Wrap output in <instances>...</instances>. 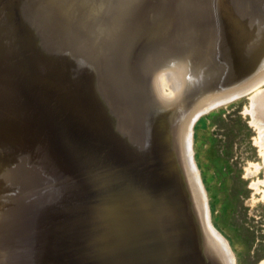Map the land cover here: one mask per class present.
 Returning a JSON list of instances; mask_svg holds the SVG:
<instances>
[{
	"label": "bare ground",
	"instance_id": "1",
	"mask_svg": "<svg viewBox=\"0 0 264 264\" xmlns=\"http://www.w3.org/2000/svg\"><path fill=\"white\" fill-rule=\"evenodd\" d=\"M130 2L115 0L103 16L101 42L111 29L121 24ZM131 23L126 27L131 28ZM133 41L126 42L127 52L120 58L123 65H115L113 75L110 64L104 68L105 76L111 79L109 94L118 109L120 105L127 106L126 119L132 127L130 136L124 140L112 135L120 157H131L121 168V186L115 192L119 213L129 219L127 232L133 239L137 237L142 214L146 233L152 241V245H143L147 264H235L225 240L209 222L205 191L191 156L192 118L189 115L187 119V115L197 101L199 104L201 100L214 98L215 104L207 102L215 106L241 91L248 89L246 92H249L261 85L264 71L258 72L264 67V0H169L165 16L150 21L135 36L134 44ZM223 53L225 59H222ZM102 55L100 51L101 58ZM95 56L99 61V56ZM232 57L239 63H232L223 75L219 67L224 62L229 65ZM185 58H190L194 66L190 86L178 103L161 107L152 87H155L154 78L161 69ZM95 63L94 57L89 75H84L93 88L92 99H95L92 82ZM120 70L128 85L120 79ZM174 70L175 66L172 73ZM178 71L165 74L170 86L183 82L178 78ZM256 73L259 76L255 81L246 86L241 84L246 80L248 83ZM239 84L244 87L235 91L233 87ZM229 90H233L230 97H225ZM118 98H121L119 104ZM249 98L245 112L250 114L257 129L256 142L264 168V89H255ZM96 107L105 120L112 114V109L100 103ZM200 111L204 110L200 108ZM67 154L65 158L24 171L19 191L27 205V216L19 237L2 250L0 264L114 262L116 238L106 229L108 234L98 228V220L89 214L85 188L68 166L69 159L77 164L81 159ZM253 168L256 171L254 164ZM259 182L252 184L253 187ZM261 196L264 197V192ZM207 232L220 247L223 258L212 250L206 239Z\"/></svg>",
	"mask_w": 264,
	"mask_h": 264
},
{
	"label": "rangeland",
	"instance_id": "2",
	"mask_svg": "<svg viewBox=\"0 0 264 264\" xmlns=\"http://www.w3.org/2000/svg\"><path fill=\"white\" fill-rule=\"evenodd\" d=\"M168 4L169 0H131L121 24L117 28L111 29L105 36L106 40L101 42L102 58L99 57L98 61L94 55L96 63L92 70V82L95 99L90 97L93 88L87 84L84 75L76 77L77 96H86L90 103V127L80 139L74 141L67 151V153L80 158L81 162L77 164L73 159H69V164H72H68V166L73 171L75 178L85 188V202H88L91 211L89 214L93 220H98L100 227H97L106 233L108 231L111 237L114 234L116 238L112 254L114 262H110V264H147V252L143 245H152V241L146 233L142 214L139 220V234L133 239V235L127 232L128 217L121 216L116 206L115 192L121 186L122 176L119 173L125 162L131 157H120L113 142V136L124 140V137L130 136L132 127L130 120L126 119L127 106L120 105L118 109L116 101L109 94L111 79L110 76H105L104 68L106 64H110L113 75L115 65L119 67L123 65L120 58L123 53L127 52L126 42L130 39L135 41V36L145 30L150 21L165 16ZM128 22H132L131 28L126 27ZM206 25L207 23L203 26L204 36L207 34ZM142 39L140 38V40ZM134 41L132 44L135 43ZM146 42H144V46ZM234 58L232 57V62L229 65L224 62L222 67H219L223 75L226 74V70L230 69L232 63L235 65L239 63ZM188 59L175 60L174 64L171 63L168 67L160 70L159 74H162V77L157 73L158 76L156 75L154 78L155 87L153 85L152 87L158 96L161 107L176 104L177 102L172 101H175L181 92L182 97L186 94L190 86L188 83H191L194 75V66L190 58ZM222 59H225L224 53ZM174 66V72L181 69L178 72L182 78L180 74L178 78L183 80V82H179L180 85H178L179 83L171 85L175 90L169 85L171 83L168 80L169 77L166 76L174 73H172ZM178 66L182 68H178ZM263 71L264 67L258 73L261 74ZM258 73L255 74L256 76L253 75L250 80L248 79V83L246 80L241 84L249 85L259 76ZM119 75L120 79L128 85L121 70ZM259 84L261 85L255 87L254 90L264 89V80ZM244 86L239 84L235 86L238 88H233L238 91L239 87L243 88ZM254 90L246 92L247 89L243 93L241 91V95L238 93L239 95L233 97L229 96L233 90L226 91L228 96L225 95L226 92L221 95L230 97V99L228 98L226 99L228 101H223L225 103L221 104V102L215 106L214 98L213 101H210L211 98L206 101L201 100L200 102L203 104L200 102L198 104L197 101L189 108L187 115V119L192 118L190 149L193 154L191 153V156L198 170L200 184L205 191L209 222L212 229L225 240L233 254L232 258L234 257L233 263L235 264H262L264 262V197L261 196L264 192V168L256 142L257 129L250 120V114L245 112V107L249 108V97ZM170 92L172 93L170 94ZM118 99L119 104L121 98ZM207 101L214 104L209 106ZM170 102L171 104H168ZM98 103L112 109V114L106 120L96 107ZM200 108L204 111H200ZM198 109L200 112H197ZM189 115L190 117H188ZM67 156L69 155L67 154ZM253 164L255 168L259 165L258 171L257 168L256 171L254 170ZM245 169H248L247 171L250 169L249 174L257 173L251 176ZM258 181L261 182L256 185L257 187H253L252 184ZM205 235L212 250L220 258H223L221 249L210 232Z\"/></svg>",
	"mask_w": 264,
	"mask_h": 264
},
{
	"label": "water",
	"instance_id": "3",
	"mask_svg": "<svg viewBox=\"0 0 264 264\" xmlns=\"http://www.w3.org/2000/svg\"><path fill=\"white\" fill-rule=\"evenodd\" d=\"M114 1L0 0V254L27 216L24 171L65 158L90 127L76 77L100 57L101 20Z\"/></svg>",
	"mask_w": 264,
	"mask_h": 264
}]
</instances>
